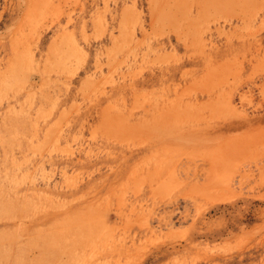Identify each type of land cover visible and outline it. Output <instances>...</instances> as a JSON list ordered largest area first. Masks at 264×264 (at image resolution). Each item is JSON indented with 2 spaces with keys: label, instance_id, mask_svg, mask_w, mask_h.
I'll list each match as a JSON object with an SVG mask.
<instances>
[{
  "label": "rangeland",
  "instance_id": "1",
  "mask_svg": "<svg viewBox=\"0 0 264 264\" xmlns=\"http://www.w3.org/2000/svg\"><path fill=\"white\" fill-rule=\"evenodd\" d=\"M0 264H264V0H0Z\"/></svg>",
  "mask_w": 264,
  "mask_h": 264
}]
</instances>
